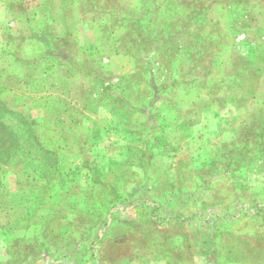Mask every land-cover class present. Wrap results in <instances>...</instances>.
<instances>
[{"label": "rangeland", "instance_id": "rangeland-1", "mask_svg": "<svg viewBox=\"0 0 264 264\" xmlns=\"http://www.w3.org/2000/svg\"><path fill=\"white\" fill-rule=\"evenodd\" d=\"M87 1L62 37L38 1L2 2L0 264H264V80L230 64L244 35L220 81L210 49L179 57L185 35Z\"/></svg>", "mask_w": 264, "mask_h": 264}, {"label": "crops", "instance_id": "crops-1", "mask_svg": "<svg viewBox=\"0 0 264 264\" xmlns=\"http://www.w3.org/2000/svg\"><path fill=\"white\" fill-rule=\"evenodd\" d=\"M31 1H38L40 3L39 7L36 5L32 14L37 13L38 15H44L45 19H50L52 24L56 25V28L60 29V27L63 26V31L60 30L57 35L55 34L57 37L64 36L65 32H74L75 24L67 20L70 16V12H73L72 4H76V2H89L87 0H0V9L2 2L5 7L8 5L23 6ZM97 1L99 3H106L107 8H97L95 13H104L108 19L111 17L114 18L115 16L114 9L110 8L111 2H119L125 7L122 10L131 12L130 16H133V12L137 11L138 13L136 14L139 18H146L148 16V18H154L156 21L153 30H149L151 33L160 34L164 28L170 34L185 35L186 40H191L193 44L197 43L198 45H203L210 49L213 51L210 61L209 59L207 60V58L203 59V66H207L206 63L210 62L212 64V74H217V76L220 74V77L218 76L220 81L225 80L224 75L228 76L229 74L225 70L229 66L231 54H233L232 35L241 33L246 38L249 47L248 51H250L242 57L239 56V59L236 61L231 60V66L233 65L235 67L234 75L240 82H260L264 80L262 79L264 78V0ZM18 12L19 15L22 14L21 11H17L16 15H18ZM26 12H28L27 9L24 11V14L29 15ZM87 13H89V9L87 12L83 13V16ZM123 14L127 15V13ZM10 15L13 16L14 13L10 12ZM42 15L40 18H44ZM56 19L59 20L55 22ZM139 21H141V19H139ZM107 24L109 25L108 21ZM119 27L124 30L123 32H126L129 25L124 24ZM11 41L15 42V40ZM216 44H218V46H216ZM220 50L222 52L226 51L224 52L226 55L223 60L220 59L222 52L218 53ZM109 63L113 65V61H109ZM108 68H110L109 65L107 66V70L109 71ZM207 71L209 72V70ZM62 75L63 73H61V75L59 73V75L56 76L58 82L63 81ZM110 76L113 77L114 75ZM73 77L76 80V77ZM72 81L73 79L71 77L69 82L71 83ZM71 86L72 85H70L69 88H71ZM69 88L67 90H70ZM2 212L4 213L3 210H0L1 218L3 219L5 216ZM9 217L12 218L10 215ZM9 217L5 221H12Z\"/></svg>", "mask_w": 264, "mask_h": 264}, {"label": "trees", "instance_id": "trees-1", "mask_svg": "<svg viewBox=\"0 0 264 264\" xmlns=\"http://www.w3.org/2000/svg\"><path fill=\"white\" fill-rule=\"evenodd\" d=\"M238 34V33H237ZM45 35V34H44ZM236 35V34H235ZM45 37H48V35H45ZM234 37V36H233ZM198 44L196 43H192L191 45H189V46H187V47H185V48H182L180 51H181V53L178 55L179 57H181V56H183V54L185 53V50H187V51H190L192 48H194L195 46H197ZM200 61V60H199ZM165 79H167V77L166 76H162V78L159 80L161 83H163V82H165ZM161 85V84H160ZM1 141H3L2 139H1ZM10 155L11 156H13V151H12V149H10Z\"/></svg>", "mask_w": 264, "mask_h": 264}]
</instances>
